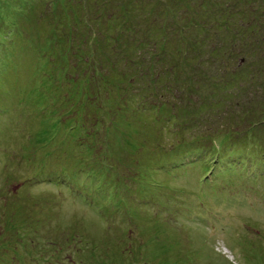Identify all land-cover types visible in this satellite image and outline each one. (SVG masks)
<instances>
[{
	"label": "rangeland",
	"instance_id": "1",
	"mask_svg": "<svg viewBox=\"0 0 264 264\" xmlns=\"http://www.w3.org/2000/svg\"><path fill=\"white\" fill-rule=\"evenodd\" d=\"M40 1L50 0H0V264H264V156L237 149L223 128L254 109L264 120V37L251 18L248 33L227 32L230 18L216 16L202 51L171 57L154 47L121 73L100 65L105 79L125 82L88 88L70 78L59 0L50 14ZM120 33L100 39L106 56ZM238 84L248 88L242 98L228 94ZM216 123L213 140L203 133ZM253 129L264 147V125Z\"/></svg>",
	"mask_w": 264,
	"mask_h": 264
},
{
	"label": "trees",
	"instance_id": "2",
	"mask_svg": "<svg viewBox=\"0 0 264 264\" xmlns=\"http://www.w3.org/2000/svg\"><path fill=\"white\" fill-rule=\"evenodd\" d=\"M77 1L79 2L77 6H75L72 0H59L58 2L59 14L68 22L67 28L69 30L64 35L65 41H63V34L60 36V40L63 41L62 46L67 47L68 51L72 49L71 80L78 83V85H85L88 88H94V84L96 83L92 82L93 79H98V84L108 83L109 87L117 86L120 84L119 82L124 83L125 81L120 79H115L116 82L105 79L104 77L108 78V74H103L101 71L97 72L99 71L98 66H109L113 63L116 66H122L123 70H120L119 73L130 70L129 67H133L130 63L138 61L137 65H139V62L145 59L143 57L144 51L148 52L154 47L159 48L162 53L172 52L171 57H175L176 52L180 51L181 54L178 57L184 56L183 52H187L185 50H189L193 45L200 43L201 45L197 49L202 51L204 44L201 41H206L211 31H214L215 28L212 23H215L214 18L216 16L221 17L225 15L227 18H230V24L224 25V29L227 32L233 27L244 31L245 22H249L251 18L253 25L251 33L261 38L264 37V27L262 28L261 26V19L264 17V0H97L96 5H94L95 0ZM62 3L67 7H64ZM39 5L44 8L45 14H50L49 7L54 6V1H40ZM45 5H47V8ZM68 6L71 7L70 9L73 8L80 11V13L72 12V10L67 9L69 8ZM173 8L176 11L172 14ZM235 14L239 16L238 21L241 22L242 26H239L236 22H232ZM160 27L164 29L163 32H159L157 35L158 39L148 36L149 33L147 32L149 30H157ZM117 29H120L121 33L119 36L114 35L115 38L113 40L110 38L112 47L110 45L109 49L111 54L106 56L105 50L99 44L100 39H102V36L108 37V32ZM184 31H187L184 36L178 34ZM220 32L223 31L221 30ZM244 32L248 33L249 30ZM222 35L226 40L235 41L230 33H223ZM191 41L193 42L191 43ZM238 42H241V40L239 39ZM237 44L242 47L246 45V43L245 45L243 43ZM221 45L223 46V44ZM62 46L61 49L63 48ZM212 47L213 45L205 47V49L208 50ZM155 61L161 62L162 60L157 59ZM155 61L152 64H155ZM118 69L116 67V70ZM224 71V69L218 70V72H221L219 82L223 85L222 87L229 84V79ZM247 89L245 86L238 84L237 88L233 90L235 94L232 92L228 94H233L234 97L241 96L240 98H242L246 95ZM80 92L88 93L87 89L80 90ZM228 94L224 93L223 95H225V100L229 104L230 97ZM68 95L72 96V93ZM178 98L181 99L180 96ZM238 102L242 101L238 99ZM171 104L175 105L174 103ZM158 105L160 107L163 106L161 102ZM172 107L175 110L179 109L176 110V114L185 125L197 124L195 119L186 118L187 112L183 111L180 107ZM246 108L248 107L246 106ZM253 111L251 114H243L239 121H231L230 126L225 123L223 128L227 129L229 132L228 137L232 142L234 141L237 149L257 152L264 156V147L259 142L263 140V137L261 138V135L257 136L259 135L258 129L256 132L253 129L254 127H263L264 120L263 116L261 119L257 118V115H253ZM58 123L63 124L64 121ZM74 124L75 126L84 128L82 124ZM215 125L208 126L209 130L203 133H207L206 135H209L213 140L215 139L217 123ZM213 140H211L209 147L214 149ZM214 151L216 152L215 149ZM69 242H63L62 245L58 244L54 247L55 251L59 252L64 249V244H68ZM49 264H55V262L50 261Z\"/></svg>",
	"mask_w": 264,
	"mask_h": 264
},
{
	"label": "clouds",
	"instance_id": "3",
	"mask_svg": "<svg viewBox=\"0 0 264 264\" xmlns=\"http://www.w3.org/2000/svg\"><path fill=\"white\" fill-rule=\"evenodd\" d=\"M68 154H69V155H70V154H71V155H74V154H72L71 152H68Z\"/></svg>",
	"mask_w": 264,
	"mask_h": 264
}]
</instances>
